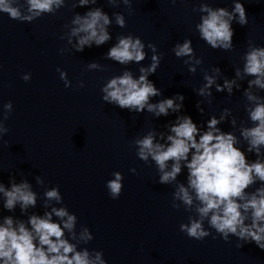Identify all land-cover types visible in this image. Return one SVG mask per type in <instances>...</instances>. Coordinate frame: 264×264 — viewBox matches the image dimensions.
Wrapping results in <instances>:
<instances>
[{"label":"clouds","instance_id":"1","mask_svg":"<svg viewBox=\"0 0 264 264\" xmlns=\"http://www.w3.org/2000/svg\"><path fill=\"white\" fill-rule=\"evenodd\" d=\"M26 8L22 9L19 0H0V13L7 14L11 20L21 23H31L43 16L56 15L65 0H23ZM112 7H119L122 3L132 13V0H107ZM175 4L176 0H172ZM97 0H73L72 8L88 7L83 15L75 13L70 21L72 27L67 33V43L72 45L75 52H83L93 45L99 47L112 39L108 28L112 19L101 7H92ZM193 11H197L194 7ZM198 11L206 13L196 24L200 39L214 50L232 51L234 49L233 20L240 26L248 24V16L244 3L237 0L233 10L212 8L208 4H200ZM115 23L120 28L126 27L125 16L114 12ZM67 27V24L64 25ZM73 37L76 38L73 43ZM60 39H64L63 36ZM152 52L148 66L140 67V75L134 78L129 70L121 75L113 76L102 86V100L120 109L130 112L143 113L145 110L155 117H167L169 110L179 113L184 107L185 97L175 94L171 98L162 99L156 103L151 98L162 95L154 82L149 79L156 73L163 59L153 43L145 44L139 36L132 34L119 35L117 43L109 48L105 58L121 65L130 62L140 63L148 55L145 48ZM67 50L61 49V52ZM172 52L178 59L185 58L183 63L188 66L190 73L196 72V65H201L203 59L195 55L190 39L177 43ZM243 67L235 68V78L217 83L222 75L219 67L212 68V74L205 71L204 83L194 89L196 94L211 103L212 88L217 92L227 91L233 94V89L240 90L239 81L247 80V87L243 90L247 104L244 107L251 122L250 127H241L240 137L246 143L247 153H254L257 157L249 162L245 150L237 145L240 139L231 132H223L218 125L231 115V110H222L219 118L211 116L206 130L201 131L190 115H179L174 123L169 125L166 142H157L154 130L135 139L132 144L136 148V156L145 164L151 160L155 165L158 183L161 185H175L171 193V206L179 210L183 207L189 213L187 222L179 225L180 232L189 239L203 241L212 234V230L225 242L234 236L237 247L254 243L264 250V96L255 94L256 88L264 92V47L247 41V49L242 56ZM2 67V65H0ZM88 70H104V66L92 62L87 65ZM60 79L66 88L70 87L67 73L57 68ZM31 73L22 76L25 82L30 81ZM79 87H84L80 81ZM179 101V103H177ZM12 103L4 105L6 110L4 119L12 110ZM197 109L203 114V109L197 103ZM235 126V118L232 120ZM9 128L0 124V132L7 134ZM160 139L164 134L160 133ZM2 140V137H0ZM7 143V142H5ZM171 162V163H169ZM182 168L187 170V184L177 181ZM136 173L135 168H131ZM113 179L106 181L105 187L111 199L116 200L122 194L124 176L121 172L112 173ZM10 187L0 183V194L3 195V209L7 212L15 211L17 205L22 213L35 208L37 194L26 180L16 183L9 181ZM37 183L43 181L38 177ZM259 183L254 191H246ZM45 207L48 202L63 203V196L59 186L44 192ZM53 216L58 218L53 220ZM78 217L70 212L67 206L52 207L43 216L32 214L24 221H15L12 216H5L0 224V264H108L103 251L94 250L90 253L87 248L78 250L79 243L88 244L94 239L90 229L82 226L77 241ZM207 225V226H206ZM67 232V236L65 233ZM216 236H213L215 239Z\"/></svg>","mask_w":264,"mask_h":264}]
</instances>
